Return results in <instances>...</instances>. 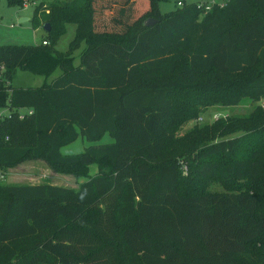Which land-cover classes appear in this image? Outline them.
<instances>
[{
    "label": "trees",
    "instance_id": "1",
    "mask_svg": "<svg viewBox=\"0 0 264 264\" xmlns=\"http://www.w3.org/2000/svg\"><path fill=\"white\" fill-rule=\"evenodd\" d=\"M195 4L161 13L158 0L39 1L31 21L50 22L47 38L0 44V175L42 160L87 178L0 184V264H264V0ZM67 21L73 42L85 41L76 64L73 45L55 48ZM17 69L46 81L14 87ZM174 95L178 124L197 120L201 104L254 106L187 130L165 152ZM106 133L111 142L60 151ZM213 180L226 188H206Z\"/></svg>",
    "mask_w": 264,
    "mask_h": 264
},
{
    "label": "rangeland",
    "instance_id": "2",
    "mask_svg": "<svg viewBox=\"0 0 264 264\" xmlns=\"http://www.w3.org/2000/svg\"><path fill=\"white\" fill-rule=\"evenodd\" d=\"M39 1L48 3L52 0L27 1L25 5H22L21 7L10 5L7 0H0V44L38 45L43 38H47V32L42 29V24L40 23L39 26L35 27L31 21ZM58 1L63 2L65 0ZM197 1L220 5L227 0H158V8L161 13H166L180 7L178 2H181L182 4H189L195 3ZM44 23L50 24L49 21ZM75 35V23L71 21L65 22L64 32L57 39L55 48L59 52H67L70 45H73L72 55L74 56V63L76 64L79 61V55L85 47V41L84 39L80 38L73 42ZM183 66L185 68V65ZM183 66L180 65V67ZM246 73H250V71H246ZM213 78L214 76L210 73L197 76V79L202 81ZM49 79L50 78H48L47 81ZM45 81L46 80L43 76L33 74L30 71L23 69H17L10 80L12 86L22 88L40 87ZM180 94L181 95L179 96H184L186 93L185 91H182ZM173 98L174 101H177V104H175L173 115L167 123L166 129L174 139L173 141H168L165 152L173 145H177L178 138H180L187 130L193 127H201L205 125V123H210V121H212L211 116L214 112H219L223 115L227 114L232 116H245L251 110L252 106H254V104H251L246 99L242 100L237 106L227 108L220 107L219 103H214L212 106L208 107H205L203 106L204 104H201V113H197L196 115L201 117L202 121L196 122L194 116L192 119L178 124L175 120V116L179 111L181 112L178 107L182 102V99L178 100L176 95H174ZM204 98H206L205 95ZM20 111L25 113V109H20ZM0 114H3V116H8V106L0 107ZM111 141L112 138L107 133L95 142H89L79 135L74 141L62 146L60 151L64 155L76 154L82 152L87 146L91 144L108 143ZM96 171V165H90L88 168V175H94ZM76 178L77 176L74 173L57 171L42 160H26L14 167L5 169L4 178H0V184L50 183L74 188L78 183L87 179L86 177H82L76 180ZM225 180L231 179L228 178ZM184 181V179L181 180V190L189 191L185 188ZM212 182L213 183H209L210 185L206 188L217 191H222L224 187L226 188L225 185L224 187L221 185L223 181L213 180ZM225 184L229 185L228 183ZM0 195L3 194L0 192ZM261 199L259 209L262 211L264 200L262 201Z\"/></svg>",
    "mask_w": 264,
    "mask_h": 264
},
{
    "label": "built area",
    "instance_id": "3",
    "mask_svg": "<svg viewBox=\"0 0 264 264\" xmlns=\"http://www.w3.org/2000/svg\"><path fill=\"white\" fill-rule=\"evenodd\" d=\"M25 5V4H24ZM178 5L180 6V5H182V3L181 2H178ZM211 5H212V3H206V2H196V4H195V6H196V8L197 9H200V10H203V12H207V11H209L210 10V8H211ZM43 44H47V42L46 41H43ZM3 71V66L2 65H0V73ZM258 105L260 106V107H262V108H264V99H261L259 102H258ZM32 113V110L31 109H25V113H22L21 111H19V113H18V117L19 118H23L25 115H27V114H31ZM0 116L2 117L3 116V114H0ZM227 116V114L226 115H223V114H221V113H219V112H214L213 114H212V116H211V120L213 121V120H216V119H218V118H220V117H226ZM197 122H200V121H202V118L201 117H198L197 118V120H196ZM0 178H2V175H0Z\"/></svg>",
    "mask_w": 264,
    "mask_h": 264
},
{
    "label": "water",
    "instance_id": "4",
    "mask_svg": "<svg viewBox=\"0 0 264 264\" xmlns=\"http://www.w3.org/2000/svg\"><path fill=\"white\" fill-rule=\"evenodd\" d=\"M154 23V20L151 19V18H146L144 21H143V25L144 26H150ZM42 29L46 32H48L50 30V24L49 23H44L42 25Z\"/></svg>",
    "mask_w": 264,
    "mask_h": 264
},
{
    "label": "crops",
    "instance_id": "5",
    "mask_svg": "<svg viewBox=\"0 0 264 264\" xmlns=\"http://www.w3.org/2000/svg\"><path fill=\"white\" fill-rule=\"evenodd\" d=\"M197 2H203V1H197ZM196 3V2H195ZM221 5V4H220ZM60 73V70L59 69H56L55 73H54V76H52L51 78L57 76L58 74ZM49 81V80H48Z\"/></svg>",
    "mask_w": 264,
    "mask_h": 264
}]
</instances>
